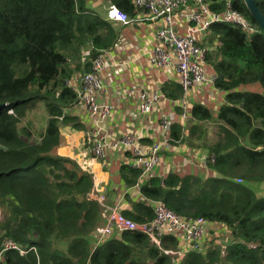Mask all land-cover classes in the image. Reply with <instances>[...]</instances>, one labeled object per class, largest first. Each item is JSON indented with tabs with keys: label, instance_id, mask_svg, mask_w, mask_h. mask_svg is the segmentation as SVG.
I'll list each match as a JSON object with an SVG mask.
<instances>
[{
	"label": "trees",
	"instance_id": "16d2710c",
	"mask_svg": "<svg viewBox=\"0 0 264 264\" xmlns=\"http://www.w3.org/2000/svg\"><path fill=\"white\" fill-rule=\"evenodd\" d=\"M206 1L214 12L230 2L252 29L210 23L204 66L219 94L198 96L186 123L170 126L171 147L205 150L204 162L141 179L129 163L118 168L126 186L138 183L130 208L121 209L125 216L148 221L152 201L162 200L183 216L225 227L219 241L208 238L209 228L201 247L181 249L171 234L159 246L137 230L97 241L101 204L85 199L92 174L57 150L62 124L83 127L71 113L78 93L67 80L89 70L118 37L107 8L114 4L130 17L142 9L131 0H107L102 11L89 0H0V264H264V35L243 0ZM255 1L264 14V0ZM162 91L182 96L179 82L165 81ZM41 107L46 113L36 128L27 113Z\"/></svg>",
	"mask_w": 264,
	"mask_h": 264
},
{
	"label": "built area",
	"instance_id": "2783aa9c",
	"mask_svg": "<svg viewBox=\"0 0 264 264\" xmlns=\"http://www.w3.org/2000/svg\"><path fill=\"white\" fill-rule=\"evenodd\" d=\"M131 2L142 9L140 15L144 14L147 18L160 21L155 35L156 43L149 50L148 63L157 69L174 68L182 89L179 104L182 108L180 117L184 119L190 92L203 91L202 86L207 85L209 88L206 91L213 97L212 94L217 90L212 84L215 75L208 72L204 66L207 47L202 44V38L206 28L214 21L237 23L247 29H252V26L237 9L231 7L230 2L226 3L222 12L212 11L206 0H131ZM106 18L120 24L131 21L130 16L114 4L107 8ZM107 58L105 51H100L92 59L89 70L79 73L77 80L72 79L73 82L67 80L78 93L77 104L86 110L92 120L90 128L85 132V141L90 143L92 156L96 161L104 159L109 151H127L128 163L140 170L139 179L152 176L160 164L162 151L171 148L168 132L174 115L160 110L157 119L161 137L154 139L147 146L140 144L137 132L130 128L118 137L108 136L104 123L112 113L113 106L105 98L109 91L105 82V73L109 66ZM125 93L136 95L137 111L142 115L151 112L164 98L159 88L148 86L139 89L126 88ZM204 158L205 153L200 156L199 162L203 163ZM135 186H138V183ZM85 199H95L101 204V218L95 224L97 241L124 230H137L145 233L159 246L161 236L171 234L178 238L180 244L199 248L207 230L209 228L214 230L220 226L202 216H183L169 208L162 200L152 201L154 212L152 219L138 222L125 216L119 203H107L105 194L94 187L90 188ZM6 245L15 246L9 242Z\"/></svg>",
	"mask_w": 264,
	"mask_h": 264
},
{
	"label": "crops",
	"instance_id": "0c3cea01",
	"mask_svg": "<svg viewBox=\"0 0 264 264\" xmlns=\"http://www.w3.org/2000/svg\"><path fill=\"white\" fill-rule=\"evenodd\" d=\"M130 18L131 21L125 24L114 21V24L119 27L118 37L110 48L102 50L105 51L109 64L105 73V82L109 91L105 98L113 106V111L104 125L106 134L110 137H118L126 129H133L137 132L140 144L147 146L154 139L161 137L157 119L160 110L165 113H173L174 120L178 119L184 124L189 116L191 103L199 99L198 96L207 93L206 90L209 87L205 85L202 86L203 91L189 93L187 98L189 101L186 107L187 114L184 119L180 117L182 108L179 101L182 96L178 99H170L164 95V98L151 112L146 115L140 114L137 111L136 95H127L125 93L126 88L135 87L139 89L148 86L159 88L162 91V85L165 81H179L173 67L157 69L148 63L149 50L156 43L155 35L160 21L147 18L144 14L140 15V13ZM79 75H74L73 79L77 80ZM215 94H219L218 89ZM161 107L162 109H160ZM71 113L78 117L83 127L76 129L72 127L71 123L63 124L61 130L64 138L57 149L58 152L75 159L82 169L92 174V187L105 194L107 203L117 202L122 210L129 209V199H134L138 194L137 186H126L118 174L119 166L128 163V152L109 151L104 159L96 161L92 156L90 143L88 144L85 141V132L90 128L92 122L89 114L78 104L75 105ZM169 149L184 157L176 159L173 153L165 154ZM169 149L162 151L160 164L155 168L154 173L160 176L176 166L183 167V165L191 163L192 160L193 162L194 160L199 161L200 156L203 154V151L197 153L196 149L191 152L190 149L188 150L180 143Z\"/></svg>",
	"mask_w": 264,
	"mask_h": 264
},
{
	"label": "rangeland",
	"instance_id": "374dc122",
	"mask_svg": "<svg viewBox=\"0 0 264 264\" xmlns=\"http://www.w3.org/2000/svg\"><path fill=\"white\" fill-rule=\"evenodd\" d=\"M90 1V3H91V5H92V7H95V8H97V9H99V10H104V8L106 7V1L107 0H89ZM104 13V12H103ZM212 98L214 99L215 98V96H216V94H212ZM189 100H187V102H188ZM183 102H185V101H183ZM44 108V107H43ZM42 107L41 108H34L33 110H31V111H29L28 113H27V120H30V122H33V124L35 125V127L37 128H40V126L42 125V119H44V115H45V113H46V111H45V109H43ZM186 117V116H185ZM184 117V118H185ZM182 119V118H181ZM26 120V119H25ZM27 120L25 121V123L27 122ZM212 121H210V122H208V123H211ZM63 125V124H62ZM63 128V127H62ZM210 135L208 136V138H209V140H210V138H213L214 136H215V131H213V130H211L210 132ZM87 144V143H86ZM88 144H89V142H88ZM87 144V145H88ZM90 148H91V145H90ZM190 151L192 152V151H194V149H190ZM203 151H205V150H203ZM203 154H204V152H203ZM62 155H64V154H62ZM209 227V226H208ZM213 230V229H212ZM214 235L213 234H211V235H209V239L211 238V237H213V239H216V240H220V237L222 236V232H224L225 231V227L224 226H219V228H214ZM207 234H205L204 236H203V239H204V237L206 236ZM216 235V236H215ZM219 236V237H218ZM202 245V244H201ZM179 246L181 247V249H184L185 248V245L184 244H179ZM223 251V250H222Z\"/></svg>",
	"mask_w": 264,
	"mask_h": 264
},
{
	"label": "water",
	"instance_id": "95a60500",
	"mask_svg": "<svg viewBox=\"0 0 264 264\" xmlns=\"http://www.w3.org/2000/svg\"><path fill=\"white\" fill-rule=\"evenodd\" d=\"M252 19L261 27L264 35V14L261 12L255 0H243Z\"/></svg>",
	"mask_w": 264,
	"mask_h": 264
}]
</instances>
